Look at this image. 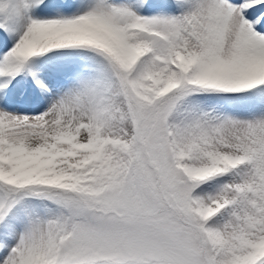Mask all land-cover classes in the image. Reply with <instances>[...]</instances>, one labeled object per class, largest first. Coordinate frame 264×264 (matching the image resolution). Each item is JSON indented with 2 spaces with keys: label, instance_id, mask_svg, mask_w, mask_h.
Here are the masks:
<instances>
[{
  "label": "snow or ice",
  "instance_id": "obj_1",
  "mask_svg": "<svg viewBox=\"0 0 264 264\" xmlns=\"http://www.w3.org/2000/svg\"><path fill=\"white\" fill-rule=\"evenodd\" d=\"M0 264H264V0H0Z\"/></svg>",
  "mask_w": 264,
  "mask_h": 264
}]
</instances>
